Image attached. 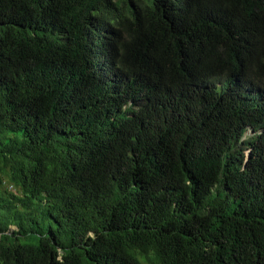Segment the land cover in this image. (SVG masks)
<instances>
[{
    "label": "trees",
    "instance_id": "obj_1",
    "mask_svg": "<svg viewBox=\"0 0 264 264\" xmlns=\"http://www.w3.org/2000/svg\"><path fill=\"white\" fill-rule=\"evenodd\" d=\"M0 264H264V0H0Z\"/></svg>",
    "mask_w": 264,
    "mask_h": 264
}]
</instances>
